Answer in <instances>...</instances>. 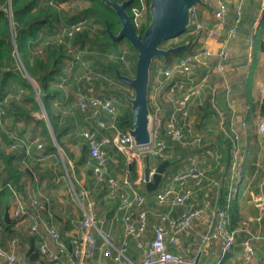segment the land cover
<instances>
[{
    "label": "crops",
    "instance_id": "0c3cea01",
    "mask_svg": "<svg viewBox=\"0 0 264 264\" xmlns=\"http://www.w3.org/2000/svg\"><path fill=\"white\" fill-rule=\"evenodd\" d=\"M224 1L229 7L226 27L235 26L237 34L231 41V57L226 78L213 73L207 84L202 86L199 96L190 104L188 119L192 122L195 133L187 135L181 141L168 142L169 146L163 156L154 157L148 155L141 161L132 162L133 165L114 147H107L108 161L105 169L110 175L116 177H121L128 173L131 178L130 174L133 173L136 176L135 180L138 178L143 179L145 167L148 169L156 167L160 159L169 160V164L161 180L154 189L148 190L145 182H142V180L134 184L136 189L146 196L144 207L148 213V226L145 236L147 240H151L153 237L152 224L158 219L160 213L178 215L185 209L184 206H174L170 202L158 204L155 200V193L168 186L173 176L186 168L187 156L196 155L197 164L205 171L206 178L201 187L195 188L193 198L198 204L205 207V213L195 221L191 228L180 233L176 242H168L167 246L173 252L194 259L198 264H244L242 261V243L246 237L245 232L241 231L239 233L235 246L225 255H222L219 239H203V235L207 230L206 219L209 217L211 209L218 207L217 197L219 195L220 182L218 178L212 177V169L214 168L218 172L220 181L226 178L225 174H227L228 170H231L230 179L235 174L234 170L238 169V172L239 170L241 172L238 176L236 175L239 183L234 184V181L231 179V183L237 188V190L235 188L234 194L238 195L239 213L241 216V220L236 227L243 226V222H247L251 230L257 229L254 217L258 214V210L254 207L252 198L257 194H262L264 197V166L261 168L256 166V161L261 162L264 160V136H260L257 131L259 118L260 116H264L259 114L258 111L259 104L264 95V92L258 88V82L264 80V50H260L258 47V40H264V33H260L258 30L261 14L264 11V0H246L241 9L239 20H237L238 14L235 8L236 0ZM65 4H67V1L60 3L63 13V6ZM213 7L214 0H200L192 9L195 13V18L208 25L213 19ZM191 27H188L186 35L191 34L194 36L191 32ZM224 31L222 29L218 37L208 39L206 41L208 47L217 49ZM199 44V40L193 41L192 39L191 45L182 55L196 49ZM176 61L177 59L173 63ZM211 62H214L213 58ZM164 68L162 62L155 69H152L148 92L149 108L152 111L150 114L152 117H161L162 121L171 113L175 100L181 96L190 84L188 79L181 78L180 76L164 80L162 76ZM203 71L204 67L202 65L194 63L190 73L192 80L197 82L201 78ZM82 72L83 68L77 66L67 74L69 78L62 87L61 94L53 99V105L61 113L60 126L66 129L60 138L62 147H56V140L53 134L52 140L55 150L45 147L46 141L41 136L40 125H37L40 133L30 141H25L15 131L16 128H19V131L23 132L25 121L11 117L10 120L8 119L9 122L5 120L6 124L0 126V130H8L10 128L5 126L11 123L10 134L15 136L16 139H20L22 145L28 146L30 150L31 154L29 155L25 153L23 146L15 150L19 153H24L20 159V162H22L20 166L23 170H26L22 176L23 191H21L25 200L28 201L32 196L46 199L47 211L43 214L44 218L53 222L67 244H69L73 232L71 221L80 218L81 212L75 202L78 207L77 213L79 210L80 215L73 216L76 211L70 208V204L66 203L63 196L66 193L65 181L58 175L54 164H51V159L57 158L58 155L57 159H59L61 167L68 178L66 183L69 184V180H71L77 188L94 187L92 200L95 203L96 211L99 214L110 216L116 201L108 200L105 197L104 189L100 185H94L92 172L94 160L88 156L85 140L79 135V132L83 129H91L97 131L98 136L111 134L113 129L110 125H116L115 118L117 114L121 108L126 106V103H123L121 100L120 103L110 92L116 89L117 83L114 81L104 82L95 80L91 83L83 82L78 79ZM118 87L122 88V86ZM81 93L101 94L113 98L117 104V113L110 115L101 112L98 118L91 117L89 110H81L78 106ZM99 119L104 120L106 124L104 127L97 124ZM251 127H254V129ZM195 134L200 135V141L194 139ZM235 134L239 136L236 143L233 140ZM156 136L164 137V132L158 129ZM244 137L245 140L241 144ZM207 138H210L209 141H207ZM35 139L43 142L42 149H37L36 144L32 142ZM211 142L216 144L217 152L214 154L217 155L216 157L220 156L221 159L214 160L213 152L208 148ZM73 143L80 145V150L77 153H75ZM250 148H254L256 153L253 158H247V155H245V150H250ZM243 151L244 158L240 156ZM33 152L36 155H33ZM31 160H36L33 161V166L37 162L39 168H34L33 170ZM69 167L73 177L68 173ZM26 172L27 175L25 176ZM35 172L39 173V179L36 178ZM43 175H47L49 178ZM132 181L134 180L132 179ZM227 181L230 189V181L228 179ZM67 192L73 198L69 187ZM18 225H24L23 228L25 229L26 227L28 235L29 221H15L12 226L13 230H16ZM103 230L114 242H120L123 235L120 221H112L104 225ZM30 238L31 236L22 245L20 243L18 248V251L25 257V264H34L37 261L31 262L27 260L26 255L30 248ZM35 238L39 241V237L36 236ZM9 239L6 242L2 240L0 243L7 245ZM253 245L255 256L249 264H261L264 261V242L254 241ZM128 254L134 259L140 257V251L135 247V242L132 239L129 240ZM93 263L114 264L111 257L100 254L93 260ZM40 264L55 263L41 260Z\"/></svg>",
    "mask_w": 264,
    "mask_h": 264
},
{
    "label": "built area",
    "instance_id": "2783aa9c",
    "mask_svg": "<svg viewBox=\"0 0 264 264\" xmlns=\"http://www.w3.org/2000/svg\"><path fill=\"white\" fill-rule=\"evenodd\" d=\"M137 3L130 7V18L135 28L145 22L149 3L146 0H136ZM246 0H236L235 8L238 14ZM57 10H61L60 4L56 5L53 0H47ZM0 9L9 18L12 16L11 0H6ZM229 7L224 0H214L212 11V22L204 24L195 18L193 9L189 26L194 34L193 41L199 40L200 44L196 49L185 53L171 66L162 70L164 80L180 76L188 79L190 83L186 90L178 97L173 105L171 113L162 121L155 116L152 117L153 126L151 128L150 141L144 145H137L128 128L120 129L111 124L113 129L111 134L98 136L97 131L83 129L79 135L85 140L88 156L94 160L92 172L94 185H100L104 189L105 197L108 200H115L116 204L110 216L99 214L95 209L92 200L94 187L77 188L69 180V190L73 199L77 203L81 216L73 219V232L71 240L67 244L59 232L58 228L51 220L44 218L47 211L46 199L32 196L28 201L25 200L23 193L16 188L10 181H3V162L0 159V190L6 187L10 191V216L17 221L27 220L28 235L39 237L38 251L39 257L34 264H40L41 260H47L55 264H94L93 260L98 254L111 257L114 264H198L194 259L187 258L177 252L171 251L167 243H174L180 233L193 226L195 221L205 213V207L198 204L193 198L195 188L204 184L205 171L197 164L196 157L187 156V166L177 172L171 183L155 193V200L158 204L170 202L174 206H184L178 215L160 213L158 219L152 224L153 237L151 240L145 238L148 226V213L145 209V194L139 192L134 184L141 181L145 182L144 176L132 181L128 173L121 177L110 175L106 171L108 161V146L114 147L130 163L143 160L148 155L161 157L167 150L171 141H181L187 135L194 134V126L188 119L189 107L191 102L196 99L202 86L207 84L213 73L226 78L228 65L231 57V41L236 37V27H226ZM57 42L63 45L66 56L65 76L61 77L59 86L62 88L68 80V75L77 66L83 68L79 75V80L87 83L93 82L101 73L91 66L84 59L85 48L73 42L75 33L82 31L87 25V16L79 15L74 20L65 21L60 19ZM188 26V27H189ZM217 49L208 47L207 40L216 38L221 34ZM13 43V53L21 65L14 41V31L11 29ZM117 59H123V54H115ZM214 62H211V59ZM119 59V60H120ZM200 64L204 67L201 78L194 82L190 76L192 65ZM9 67H5L8 69ZM258 88L264 92V80L258 82ZM214 93V92H213ZM17 96L19 94H16ZM11 95L0 98V122L5 113V106L8 105ZM16 96V97H17ZM40 101V100H39ZM78 106L81 110H89L90 116L98 118L101 112L110 115L117 113L116 101L101 94L81 93ZM158 108L157 105L155 106ZM97 124L104 127V120L99 119ZM0 125H2L0 123ZM158 129L164 132V137L156 136ZM8 132V130H5ZM260 136H264V116H260L257 126ZM196 141H200L199 134L194 135ZM239 136L235 134L233 140L238 141ZM37 149L43 148V142L33 140ZM23 146L27 155L31 154L28 146L22 145L20 139H14L7 146V151H15ZM257 167L264 166L263 161H256ZM155 172V167L148 169L149 178ZM252 202L258 210L254 217L257 229L251 230L247 222L243 226L230 228V219L225 208L213 207L207 220V230L203 235L204 240L219 239L222 255L229 253L237 242V237L241 231L246 233L243 240L242 261L249 264L255 256L254 241L264 242V197L262 194L253 196ZM120 221L123 235L120 242H114L109 235L104 232V225ZM135 242V247L140 251V257L131 258L128 254L129 240ZM19 242L16 236H11L7 245L0 243V264H25V257L18 251ZM264 264V261L261 263Z\"/></svg>",
    "mask_w": 264,
    "mask_h": 264
},
{
    "label": "trees",
    "instance_id": "16d2710c",
    "mask_svg": "<svg viewBox=\"0 0 264 264\" xmlns=\"http://www.w3.org/2000/svg\"><path fill=\"white\" fill-rule=\"evenodd\" d=\"M5 1L0 0V6ZM63 1L67 0H53L56 5ZM116 1L121 2L123 0ZM146 1L149 3L150 0ZM136 3V0H132L126 7L129 15H131V12H129L130 7ZM11 7V18L0 9V98L5 95H11L8 105L5 106L3 117L7 116L8 119L12 117L25 122L33 120L40 125L41 136L46 141L45 147L55 150L52 134L58 145L62 147L60 138L66 131L65 127L60 126L61 113L53 105V99L62 92V88L58 85L61 77L66 75L64 69L66 56L63 45L57 42L59 21L60 19L65 21L74 20L79 15L67 19L62 10H57L53 5L48 4L47 0H11ZM82 15L87 16V25L82 31L75 33L72 40L82 48L86 46L93 47L94 51L98 53L92 56L95 61L93 67L101 75L94 80L114 81L120 86L123 84L127 85L116 75V71L128 75L123 68V64L116 57L109 55L118 53V46L122 40H114L109 34V31L116 34L121 26L118 15L103 0H90L89 6L82 12ZM149 20L150 14L148 11L145 22L140 24L136 30L142 33ZM97 23L99 28L95 26ZM11 29L14 31V41L21 65L13 53ZM258 30L260 33H264V11L261 14ZM187 31L188 27L176 37H181ZM193 37V35L188 34L180 42L171 45L176 46L187 42L186 46L181 50L167 57L157 56L163 60V67H169L175 59H179L191 45ZM126 41L136 56V50L127 39ZM165 41L163 40L161 45ZM258 47L260 50H264V40H258ZM157 57L152 60L150 72ZM7 66L9 68L5 69ZM110 92L121 96L126 103V106L121 108L115 118L116 126L120 129L129 128L132 124V113L126 95L118 88ZM16 94L19 95L17 96ZM149 110L152 112L150 108ZM258 111L259 114L264 115V95ZM41 112H44L46 119L44 117H35L34 113ZM9 130L8 132L0 130V159L4 165L3 181H10L17 189L23 191L22 176L25 170L20 166V159L24 153L7 151L8 144L15 139V136H12ZM163 160L165 159H160L158 163ZM217 204L218 207L227 210L230 219L229 227H236L241 220L239 200L237 194L231 196L227 179H223L220 182ZM9 205L10 191L4 187L0 190V231L5 236H11L14 232L12 226L15 220L10 216ZM37 240L33 236L30 238V248L26 256L27 260L31 262L38 260L39 257Z\"/></svg>",
    "mask_w": 264,
    "mask_h": 264
},
{
    "label": "water",
    "instance_id": "95a60500",
    "mask_svg": "<svg viewBox=\"0 0 264 264\" xmlns=\"http://www.w3.org/2000/svg\"><path fill=\"white\" fill-rule=\"evenodd\" d=\"M111 6L118 15L121 26L116 34L109 31L114 40L127 39L136 50L135 74L133 77L116 71L117 77L133 88V96H128L132 113V124L128 128L137 145L149 143L152 128V118L149 110L148 92L150 67L157 56L168 55L181 50L187 42L167 48L161 47V42L182 33L190 24L191 10L200 0H150V20L144 31L138 32L134 27L126 7L132 0H103ZM169 160L158 163L152 179L148 168L144 169V180L148 190L154 189L162 178ZM131 167V165L129 164ZM131 178L136 176L131 173Z\"/></svg>",
    "mask_w": 264,
    "mask_h": 264
},
{
    "label": "rangeland",
    "instance_id": "374dc122",
    "mask_svg": "<svg viewBox=\"0 0 264 264\" xmlns=\"http://www.w3.org/2000/svg\"><path fill=\"white\" fill-rule=\"evenodd\" d=\"M89 4H90V0H67V4H65L64 6H63V11H64V13H65V16H66V18L68 19V18H71V17H74V16H77V15H82V12L89 6ZM130 12V11H129ZM95 26H97V28H99V24L97 23V24H95ZM185 35H186V33L185 34H183L181 37H172V38H169V39H167L162 45H161V47H163V48H167V47H169V46H171V45H173V44H176V43H178V42H180L184 37H185ZM85 48V51H84V58H85V60L86 61H88L89 63H90V65H95V61H94V59L92 58V56L93 55H96V54H98L96 51H94L95 49L93 48V47H90V46H86V47H84ZM118 48H119V53H121V54H123V59H120V61H121V63L123 64V68L126 70V72L128 73V76H131V77H133L134 76V74H135V64H136V56L134 55V52H133V50L132 49H130L129 48V46H128V43H127V41H126V39H122L121 41H120V43H119V46H118ZM109 55H111V56H113V57H116V55L115 54H109ZM163 62V60L161 59V58H156L155 60H154V67H153V69H155V67L157 66V65H159V64H161ZM118 86H120V85H118ZM118 86H116V88L118 87ZM116 90V89H115ZM118 90H120L123 94H125L126 95V98L128 97V96H133V93H134V91H133V88L131 87V86H129L128 84L127 85H122V88H119L118 87ZM117 99H118V101L121 103V101L123 102V103H125L123 100H122V97L121 96H118L117 94H113ZM121 100V101H120ZM152 110H154V109H152ZM154 113V112H153ZM35 114V117L36 118H39V117H44L45 119H46V116H44V112H41V113H34ZM39 116V117H38ZM152 117V116H151ZM156 117V116H155ZM157 117H159V116H157ZM159 119L160 120H162V118L161 117H159ZM5 120H8V117L6 116H4V117H2L1 118V124H6V122H5ZM10 120V119H9ZM9 120H8V122H9ZM152 123V126H153V122H151ZM9 125V126H8ZM38 124H36L33 120H28L27 122H24V126H23V132H21V131H19V128H16V133H17V135H19L20 137H22L25 141H30V140H32L33 138H35L36 136H37V134H39L40 132H39V127L37 126ZM1 126V125H0ZM5 127H8V128H10V130H11V123L10 124H7ZM252 129H254V127H251ZM209 139L210 138H207V141H209ZM205 140V139H204ZM244 140H245V137L243 138V140H242V142H241V144L244 142ZM74 144V146H75V153H77V151H79L80 149H79V147H80V145L79 144H75V143H73ZM55 145H56V147H58V146H60V145H58L57 144V142L55 143ZM242 146V145H241ZM254 147V146H253ZM208 148H210L211 150H212V152H213V158H214V160H219V158L221 159V157L219 156V157H216L217 155L216 154H214L215 152H217L216 151V144L214 143V142H211L209 145H208ZM59 150H60V147H59ZM62 151V150H61ZM246 151V153H245V155H247V158H253L255 155H256V153H255V151H254V148H250V150H245ZM62 153H63V151H62ZM219 153V152H218ZM217 153V154H218ZM243 154H244V151H243V153H241L240 154V156L242 157L243 156ZM33 155H36L35 154V152H33ZM195 157H196V155L195 154H193ZM250 155V156H249ZM57 158H58V155H57ZM56 157H54V158H52L51 159V164L53 163L54 164V166H55V168L57 169V171H58V175L61 177V179L63 180V181H65V184H66V193H65V195H63L64 196V199L66 200V203L67 204H70V208L73 210L74 209V211H76V213H74L73 214V216H79L80 215V212H79V210H78V213H77V206H76V203H75V200L73 199V198H71V195L69 194V192H67V189H68V187H69V184L68 183H66L67 182V180H68V178H67V175H65V173H64V171H63V168L61 167V163H60V161H59V159H57ZM243 158H244V156H243ZM32 162V168H33V170H34V168H39V166H38V164H37V162H36V165H34L33 166V161H36V160H31ZM22 162H20V164H21ZM71 169H70V167H69V175L71 176V177H73V174H72V172L70 171ZM26 171V170H25ZM230 171L231 170H228L227 171V174H225L226 175V178H224V179H228L229 181H230V184H231V187H230V190H231V196L232 195H234V192L237 190V188L231 183V179H232V181H234L233 183L235 184V183H239L238 182V178H237V176H238V174L239 173H241L240 172V170H239V172H238V169L237 170H234L235 171V174H234V176L230 179V177H231V174H230ZM28 172V171H27ZM27 172H26V174H25V176L27 175ZM75 173V172H74ZM35 174H36V178L37 179H39V173L37 174L36 172H35ZM76 174V173H75ZM237 175V176H236ZM44 177H48L49 178V176H47V175H43ZM208 176V175H207ZM212 177H214L215 179H217L218 178V181L219 182H221L220 180H219V177H218V172L213 168L212 169ZM42 178V177H41ZM234 179V180H233ZM235 188H236V190H235ZM73 213V212H72ZM72 216V215H71ZM15 221H17V220H15ZM24 227V225H18L17 227H16V230H14V232L11 234V235H14V236H16L17 238H18V242H19V244L21 243V245L23 244V242L25 241V240H27V238L29 237V235H27V229H26V227H25V229L23 228ZM8 238H10V235H6L5 236V234L3 233V232H1L0 231V241L2 242V240L3 241H5L6 242V240L8 239Z\"/></svg>",
    "mask_w": 264,
    "mask_h": 264
}]
</instances>
